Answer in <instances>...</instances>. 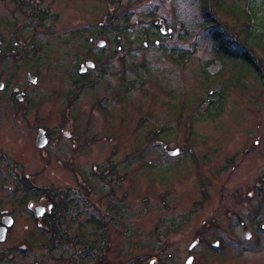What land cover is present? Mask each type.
Returning a JSON list of instances; mask_svg holds the SVG:
<instances>
[{"label": "rangeland", "instance_id": "1", "mask_svg": "<svg viewBox=\"0 0 264 264\" xmlns=\"http://www.w3.org/2000/svg\"><path fill=\"white\" fill-rule=\"evenodd\" d=\"M108 17L127 32L102 36ZM205 21L198 0H0V211L16 217L0 264H178L217 224L264 217V83L234 82ZM223 87L220 113L203 115ZM34 187L67 202L57 232L32 218L51 202Z\"/></svg>", "mask_w": 264, "mask_h": 264}, {"label": "trees", "instance_id": "2", "mask_svg": "<svg viewBox=\"0 0 264 264\" xmlns=\"http://www.w3.org/2000/svg\"><path fill=\"white\" fill-rule=\"evenodd\" d=\"M198 1L201 6L202 15L206 20L204 25L207 27L212 26L213 29L217 30V32H213L214 38H217L215 41L216 59L224 66L226 63L233 64L232 71L234 73V82L239 81L242 74L251 72L261 83H264V74L257 58L254 56V52L256 51L264 54V0ZM222 15H224V17L230 18L233 24L224 26L225 23L222 24L219 22V17ZM45 17V12L42 11L38 16L39 21H43ZM109 18L110 17L106 18L107 20H105L104 26H101L103 27L102 33L99 32L101 35L103 33L107 34V32H111V30L109 31V27H113V22V24L116 26L114 27V30L112 29L113 32L117 34H125L127 32V26H122L119 19L112 17L110 18V22L108 21ZM128 20V17L127 19L124 17V21L126 23ZM151 30L146 31L145 35H152L154 37L158 35V33H153ZM108 38L106 43L110 42ZM230 44H233L235 47H237V49H233L234 51H232V49L229 47L231 46ZM179 57L180 55L173 60L178 61ZM204 74L207 79L214 77L213 74H209L207 72H204ZM77 75H80V77H77L74 83L82 82L84 75L80 73ZM225 96V87L219 89L215 93L213 92V96H211L210 93L209 98L211 102L208 103V109L203 115L208 114L210 116V110H215L217 113H220L223 107ZM30 192L31 196H46L51 199V202L54 205V213L48 216L44 220V223L47 224L52 231L57 232L61 219V215L59 213L66 208L67 202H63L62 199L59 198V194H56V192H52L48 189H39L34 187L30 189Z\"/></svg>", "mask_w": 264, "mask_h": 264}, {"label": "flooded vegetation", "instance_id": "3", "mask_svg": "<svg viewBox=\"0 0 264 264\" xmlns=\"http://www.w3.org/2000/svg\"><path fill=\"white\" fill-rule=\"evenodd\" d=\"M0 92L5 93L7 89V85L3 82H0ZM9 98L15 102L22 100H18V96L16 94V88L12 89L9 92ZM31 108H19V112L25 115L30 111ZM29 110V111H28ZM37 131H44V134L47 139V143L49 141L48 134L45 130L38 128ZM0 155L4 158L8 154L5 155L4 152L0 151ZM6 161H9L8 158H4ZM20 166V164H18ZM14 172H17V165H14ZM16 175V174H15ZM15 175H12L15 177ZM25 186V185H24ZM22 186V189H26ZM260 190L261 184L259 187ZM1 189V185H0ZM264 191V190H263ZM44 197V196H43ZM47 201V200H46ZM29 203V202H28ZM41 206L38 210L32 211V218L38 220L39 222H43L48 216L54 213V205L52 202L46 203ZM28 207V206H27ZM34 208V207H33ZM35 212L40 214L39 217L35 216ZM4 218H11L12 225L6 229L4 239L0 241V243L6 242L9 235V230L13 227L16 217L15 213L10 211H0V228L2 227V222ZM232 223H230L226 227V231L222 225L217 224L218 229H222L220 233H216L215 236L202 233L197 235L193 241L187 246L186 253L179 259L178 264H257L252 260H245L247 255L251 254H262L264 252V217H241L234 216ZM250 234V235H249ZM213 236V237H212ZM202 247L197 250L198 247ZM26 248V247H24ZM228 252H231L229 254ZM228 253V254H227ZM226 254V257L222 258ZM200 256V262H196V257ZM244 258V259H243ZM223 259V262L221 261ZM15 264V263H8ZM149 264H167L165 262L161 263L158 258L153 257L150 259ZM176 264V263H169Z\"/></svg>", "mask_w": 264, "mask_h": 264}, {"label": "water", "instance_id": "4", "mask_svg": "<svg viewBox=\"0 0 264 264\" xmlns=\"http://www.w3.org/2000/svg\"><path fill=\"white\" fill-rule=\"evenodd\" d=\"M160 31L163 32L164 28H161ZM98 45L102 46L103 42H100ZM93 66H94V64L92 62H85L83 65L80 66L79 73L82 74V73H84L86 71V68H91ZM28 81L30 83H34L36 81V78L35 77H29ZM18 100H20L19 96H18ZM46 143H47V139H46V136L44 134V131H39L38 135H37V138H36V146L38 148H41L44 145H46ZM40 207L41 206L37 205V206H34L33 209L34 210H38V209H40ZM35 216L39 217L40 214L38 212H35ZM11 225H12V219L11 218H4V220L2 222V227L0 228V241H2L4 239L6 229L8 227H10Z\"/></svg>", "mask_w": 264, "mask_h": 264}, {"label": "snow or ice", "instance_id": "5", "mask_svg": "<svg viewBox=\"0 0 264 264\" xmlns=\"http://www.w3.org/2000/svg\"><path fill=\"white\" fill-rule=\"evenodd\" d=\"M0 87H3V85H0ZM250 235V234H249Z\"/></svg>", "mask_w": 264, "mask_h": 264}]
</instances>
